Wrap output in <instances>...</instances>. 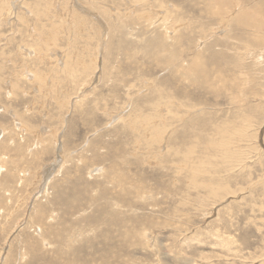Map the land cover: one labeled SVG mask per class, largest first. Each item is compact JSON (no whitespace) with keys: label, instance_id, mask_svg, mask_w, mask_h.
<instances>
[{"label":"rangeland","instance_id":"1","mask_svg":"<svg viewBox=\"0 0 264 264\" xmlns=\"http://www.w3.org/2000/svg\"><path fill=\"white\" fill-rule=\"evenodd\" d=\"M0 264H264V0H0Z\"/></svg>","mask_w":264,"mask_h":264},{"label":"bare ground","instance_id":"2","mask_svg":"<svg viewBox=\"0 0 264 264\" xmlns=\"http://www.w3.org/2000/svg\"><path fill=\"white\" fill-rule=\"evenodd\" d=\"M157 132H158V130H157ZM226 133V132H225ZM147 136V135H146ZM157 136H158V134H157ZM149 137V136H148ZM152 137V136H151ZM195 176V175H194ZM194 180V179H193ZM213 192V191H212Z\"/></svg>","mask_w":264,"mask_h":264}]
</instances>
